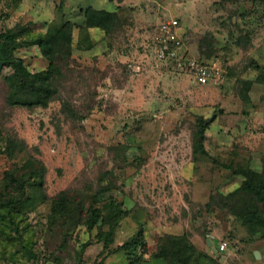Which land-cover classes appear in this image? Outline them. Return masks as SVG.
<instances>
[{
  "label": "rangeland",
  "instance_id": "obj_1",
  "mask_svg": "<svg viewBox=\"0 0 264 264\" xmlns=\"http://www.w3.org/2000/svg\"><path fill=\"white\" fill-rule=\"evenodd\" d=\"M88 9L122 22L92 50ZM172 19L219 87L156 65L153 37ZM66 22L85 75L47 108L9 99L0 46V264H167L154 257L160 239L183 235L201 264H264V0H0V34L15 35L30 74L48 61L23 46ZM209 240L227 243L224 259Z\"/></svg>",
  "mask_w": 264,
  "mask_h": 264
},
{
  "label": "trees",
  "instance_id": "obj_2",
  "mask_svg": "<svg viewBox=\"0 0 264 264\" xmlns=\"http://www.w3.org/2000/svg\"><path fill=\"white\" fill-rule=\"evenodd\" d=\"M84 15L85 27L88 30L93 28L100 29L105 33V36H112L122 27V22L116 13L88 9ZM29 42L23 47H39L43 57L48 61V67L45 71L30 74L24 67V62L13 55L21 47V45L17 44L15 35L11 31L0 34V46L5 51L3 53V66L14 70V74L7 80L10 88L8 97L15 104L28 109L47 108L59 94L60 88L67 77L80 79L85 75L82 70H79L77 62L73 57L75 50H77L73 45V26L69 22H66L59 28L49 29L45 35L38 37L34 42ZM89 45L90 50L95 47V44L91 41ZM204 57L206 58V56ZM208 122L210 123L211 121ZM207 123L201 122L199 124V142L195 150L197 154H206L203 141L206 130L205 124ZM247 186L249 185L245 184L244 188H247ZM23 194L18 199H15L12 195H7L6 206L10 207L11 205L20 204ZM90 211L92 221L89 223V227L94 228L100 221L99 211L95 209ZM113 217L110 224L111 231L123 219L122 216L118 215L117 211ZM67 218L68 212L66 209L62 213H57L56 219L59 223L62 222L64 226H66L64 220ZM247 224H252V221H249ZM75 225L72 224L71 226L75 227ZM137 238L138 235L136 238H133V241ZM154 257L164 259L167 264H201V260L204 259L205 255L195 248L188 236L183 235L161 238L158 252L155 253Z\"/></svg>",
  "mask_w": 264,
  "mask_h": 264
},
{
  "label": "built area",
  "instance_id": "obj_3",
  "mask_svg": "<svg viewBox=\"0 0 264 264\" xmlns=\"http://www.w3.org/2000/svg\"><path fill=\"white\" fill-rule=\"evenodd\" d=\"M153 56L156 65L179 63L180 68L192 75L200 85L219 87L222 82L216 71L204 61L188 55L180 34L179 21L176 19L158 28L153 37ZM133 70L139 72L141 67L137 65ZM226 250L227 243L222 242L217 248V253H223Z\"/></svg>",
  "mask_w": 264,
  "mask_h": 264
},
{
  "label": "crops",
  "instance_id": "obj_4",
  "mask_svg": "<svg viewBox=\"0 0 264 264\" xmlns=\"http://www.w3.org/2000/svg\"><path fill=\"white\" fill-rule=\"evenodd\" d=\"M95 30H98L99 31V33L98 34H100V35H98V39H95V40H91L92 42H93V44H95L96 45V43L97 44H99L100 42H102L103 41V39H104V37H105V33L103 32V31H101L100 29H97V28H94L93 30H91V31H95ZM213 252V251H212ZM213 254L215 255V256H218V258H221L222 257V259H224V254H225V252H223V253H217V254H215L214 252H213Z\"/></svg>",
  "mask_w": 264,
  "mask_h": 264
},
{
  "label": "water",
  "instance_id": "obj_5",
  "mask_svg": "<svg viewBox=\"0 0 264 264\" xmlns=\"http://www.w3.org/2000/svg\"><path fill=\"white\" fill-rule=\"evenodd\" d=\"M208 245H209V247L212 249V251H213L215 254H217V249H216V248H213V243H212L211 240L208 241Z\"/></svg>",
  "mask_w": 264,
  "mask_h": 264
}]
</instances>
